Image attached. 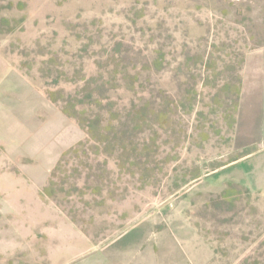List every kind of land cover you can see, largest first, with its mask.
Returning <instances> with one entry per match:
<instances>
[{
    "label": "rangeland",
    "instance_id": "374dc122",
    "mask_svg": "<svg viewBox=\"0 0 264 264\" xmlns=\"http://www.w3.org/2000/svg\"><path fill=\"white\" fill-rule=\"evenodd\" d=\"M262 46L264 0H0V264H264Z\"/></svg>",
    "mask_w": 264,
    "mask_h": 264
},
{
    "label": "crops",
    "instance_id": "0c3cea01",
    "mask_svg": "<svg viewBox=\"0 0 264 264\" xmlns=\"http://www.w3.org/2000/svg\"><path fill=\"white\" fill-rule=\"evenodd\" d=\"M241 94H242L241 100L245 99L248 101H252L253 99H256L260 105L261 112L260 115L257 116V121L248 124L247 130L258 131L263 133L262 137H260L258 141L262 140V142H264V46L251 51L246 56L243 67ZM239 118H241V116ZM253 170H255L254 167L251 168L250 166V168H248V171L250 172L251 175H253ZM262 176H264L263 172H262ZM186 245L188 244L186 243ZM185 249L187 252L188 247H185ZM210 256L211 254L208 253V255H206L204 258L201 259H197V258L189 259V254L187 253L186 258L183 259L182 256L178 258V261H180V263L177 262V264H202L207 259H210Z\"/></svg>",
    "mask_w": 264,
    "mask_h": 264
},
{
    "label": "trees",
    "instance_id": "16d2710c",
    "mask_svg": "<svg viewBox=\"0 0 264 264\" xmlns=\"http://www.w3.org/2000/svg\"><path fill=\"white\" fill-rule=\"evenodd\" d=\"M250 154H251V151L246 150V151H244V153L242 152L241 155L235 157L234 159H231V161L223 163V164H220L217 168L222 169V168L228 167L230 165H233V164L245 159ZM214 172H212V173H214Z\"/></svg>",
    "mask_w": 264,
    "mask_h": 264
}]
</instances>
